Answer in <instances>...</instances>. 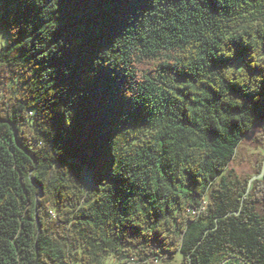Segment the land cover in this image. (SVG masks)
Instances as JSON below:
<instances>
[{
	"label": "trees",
	"instance_id": "16d2710c",
	"mask_svg": "<svg viewBox=\"0 0 264 264\" xmlns=\"http://www.w3.org/2000/svg\"><path fill=\"white\" fill-rule=\"evenodd\" d=\"M0 29V264H264V177L224 175L264 0H0Z\"/></svg>",
	"mask_w": 264,
	"mask_h": 264
},
{
	"label": "rangeland",
	"instance_id": "374dc122",
	"mask_svg": "<svg viewBox=\"0 0 264 264\" xmlns=\"http://www.w3.org/2000/svg\"><path fill=\"white\" fill-rule=\"evenodd\" d=\"M9 39L10 34L7 31L0 29V49L8 42ZM257 134L261 135L260 139L255 138ZM262 162H264V128H259L252 139H244L238 148L235 158L231 162L228 169L224 172V175H233V177L238 176L240 179L245 180L248 177H253L254 175L259 174L258 171H260ZM104 172L105 166L102 163H99L93 168L86 167L85 179L87 189L93 188L97 177L102 175ZM261 207L264 206L261 205ZM262 212L264 213V210H262ZM182 261L183 254L178 251L169 259L168 264H182ZM107 263L112 264L111 258L107 259ZM74 264L80 263L75 262Z\"/></svg>",
	"mask_w": 264,
	"mask_h": 264
},
{
	"label": "water",
	"instance_id": "95a60500",
	"mask_svg": "<svg viewBox=\"0 0 264 264\" xmlns=\"http://www.w3.org/2000/svg\"><path fill=\"white\" fill-rule=\"evenodd\" d=\"M256 132H257V128L256 127L255 128H252L251 131L249 133H247L244 138L246 140H250V139H252L255 136ZM263 177H264V162H263V166H262L261 172L259 174L254 175L253 177L250 178L247 193L250 191L253 182L255 180L261 179Z\"/></svg>",
	"mask_w": 264,
	"mask_h": 264
},
{
	"label": "built area",
	"instance_id": "2783aa9c",
	"mask_svg": "<svg viewBox=\"0 0 264 264\" xmlns=\"http://www.w3.org/2000/svg\"><path fill=\"white\" fill-rule=\"evenodd\" d=\"M95 187H96V183H95L93 188H95ZM136 262H137V258L131 257V258L127 259L125 262H123L122 264H131V263H136Z\"/></svg>",
	"mask_w": 264,
	"mask_h": 264
},
{
	"label": "snow or ice",
	"instance_id": "6c2138e0",
	"mask_svg": "<svg viewBox=\"0 0 264 264\" xmlns=\"http://www.w3.org/2000/svg\"><path fill=\"white\" fill-rule=\"evenodd\" d=\"M102 51V50H101Z\"/></svg>",
	"mask_w": 264,
	"mask_h": 264
}]
</instances>
